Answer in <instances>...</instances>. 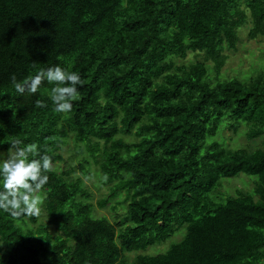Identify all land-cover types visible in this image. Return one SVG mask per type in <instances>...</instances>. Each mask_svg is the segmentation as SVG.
I'll use <instances>...</instances> for the list:
<instances>
[{
	"label": "trees",
	"instance_id": "obj_1",
	"mask_svg": "<svg viewBox=\"0 0 264 264\" xmlns=\"http://www.w3.org/2000/svg\"><path fill=\"white\" fill-rule=\"evenodd\" d=\"M248 24L264 0H0V153L53 161L38 217L0 210V264H261L264 47L223 72ZM57 65L84 81L71 112L47 81L16 93Z\"/></svg>",
	"mask_w": 264,
	"mask_h": 264
},
{
	"label": "clouds",
	"instance_id": "obj_2",
	"mask_svg": "<svg viewBox=\"0 0 264 264\" xmlns=\"http://www.w3.org/2000/svg\"><path fill=\"white\" fill-rule=\"evenodd\" d=\"M55 84L50 92V99L57 113H68L73 108V101L78 99L77 86H83L78 72H69L60 66L39 69L35 75L18 82L15 75L11 77L12 85L19 95L36 94L44 82ZM37 107H45L41 101H36ZM10 147L6 156L0 153V210L13 218L21 216L38 217L41 214L42 201L39 193L49 180L47 173L53 171L52 157L48 154L39 159L36 144H23L18 138L8 141ZM105 179H107L105 177ZM264 264V261L261 262Z\"/></svg>",
	"mask_w": 264,
	"mask_h": 264
},
{
	"label": "rangeland",
	"instance_id": "obj_3",
	"mask_svg": "<svg viewBox=\"0 0 264 264\" xmlns=\"http://www.w3.org/2000/svg\"><path fill=\"white\" fill-rule=\"evenodd\" d=\"M249 24L244 25L240 28L241 42L238 44V49L231 52L230 58L227 61V64L223 68V72L228 75H239L243 76L251 70L252 64H255L259 59H261L260 49L264 47V36H259L257 38H250L248 36ZM192 55H188V59H192ZM241 138H237V141L241 143ZM245 175H239L231 179V182L228 181V184L233 185L235 179H241V184L248 183V179ZM120 209V211H122ZM103 212L109 216L113 215L114 212L109 210H103ZM52 229V228H51ZM53 230V229H52Z\"/></svg>",
	"mask_w": 264,
	"mask_h": 264
}]
</instances>
